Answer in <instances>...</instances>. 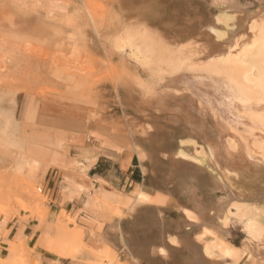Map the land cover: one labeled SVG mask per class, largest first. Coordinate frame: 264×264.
Listing matches in <instances>:
<instances>
[{
	"label": "rangeland",
	"instance_id": "374dc122",
	"mask_svg": "<svg viewBox=\"0 0 264 264\" xmlns=\"http://www.w3.org/2000/svg\"><path fill=\"white\" fill-rule=\"evenodd\" d=\"M223 1L238 6L241 15L260 11L257 0ZM218 2L0 0V183H8L11 188L1 193L0 233L13 218L45 214L46 203L39 187L28 183L23 175L25 161L12 118L18 93L40 97L58 94L90 101L94 119L110 120L116 130L125 122L129 130L140 132L136 143L143 151L141 159L147 158V153L170 158L178 142L189 139L194 143L186 146L188 152L203 154L208 144L216 142L220 131L227 129L236 131L239 139L249 145L247 133L257 127L231 103L218 78L199 70L207 63V40L213 41L206 35L207 27L213 25L217 14L214 4ZM231 23L236 26L235 19L228 25ZM125 41L138 47L141 54L132 52ZM118 44L124 50L116 49ZM184 48L195 51L191 56L193 68L168 70L170 60ZM144 87L151 88V96L162 103L158 110L149 108L142 92ZM186 122L201 130L191 136ZM257 130V137L263 135ZM154 165L171 164L156 160ZM239 185L231 186L232 192L241 199L250 198L251 206L245 214L230 207L228 231L222 237L227 245L238 249L237 260L242 264H255L257 253L261 254L258 264H264V200L254 201L257 188ZM249 212L251 216L257 213L250 231L245 228ZM60 222L54 225L48 240L47 248L54 254L51 264H120L106 248L97 246L95 250L84 244L78 247V242L69 238L63 241L64 251L68 252L58 255L70 257L71 261L60 263L49 249L63 247L62 239L57 241ZM247 241L253 243V251L245 248ZM21 246L19 255L12 256L15 259L10 263L35 264L28 261ZM81 248L89 249L90 255L82 258ZM185 259L186 256L176 255L173 264H184Z\"/></svg>",
	"mask_w": 264,
	"mask_h": 264
},
{
	"label": "crops",
	"instance_id": "0c3cea01",
	"mask_svg": "<svg viewBox=\"0 0 264 264\" xmlns=\"http://www.w3.org/2000/svg\"><path fill=\"white\" fill-rule=\"evenodd\" d=\"M94 114L91 102L79 97L16 95L12 118L23 175L41 189L46 204L44 216L8 221L0 233V264L14 259V244L25 247L29 262L51 264L54 254L47 245L58 221L57 241L69 238L78 247L106 248L120 264H173L176 255L186 256L184 264H242L204 259L207 243L219 236L210 216L223 194L211 176L174 159L183 164L178 166L172 156L147 153L141 159L140 132L125 122L113 129L110 120H96ZM156 160L171 165L158 167ZM139 192L149 200L138 202ZM62 245L56 247L57 260L69 262L70 257L58 255L68 252ZM81 251L82 258L90 255L89 249Z\"/></svg>",
	"mask_w": 264,
	"mask_h": 264
},
{
	"label": "bare ground",
	"instance_id": "6f19581e",
	"mask_svg": "<svg viewBox=\"0 0 264 264\" xmlns=\"http://www.w3.org/2000/svg\"><path fill=\"white\" fill-rule=\"evenodd\" d=\"M257 5L260 11L241 15L242 12L237 11L238 6L234 4L229 5L223 0H219L218 3L214 4L217 14L213 18V25L207 27L206 34L211 39L213 38V41L207 40L205 52L207 63L199 70L206 72L210 77L218 78L222 82L223 87L230 96L231 103L236 105L237 109L241 111V115H246L249 122L260 129V133H263V135L257 137L254 133L258 131L256 128L253 133L249 131L250 133H247L249 135L246 138L250 140V143L247 146L248 143L243 142L241 137L239 139L236 131L227 129L223 132L220 131L216 142L212 146L208 144L203 154L195 155L188 152L186 146L194 143L192 139L180 140L178 148L172 154V159L179 162H188L200 171L208 173L216 186L215 188L224 192V196L218 197L214 202L216 207L211 213L212 216H210L211 219L214 217L213 219L216 221L214 228L219 236L209 241L204 249V259L208 262L215 257L237 261L238 249L221 242L220 237L228 231L230 207L233 206L245 214L251 206L250 202L252 200L250 201V198H239L235 192H232L231 186L240 184L247 188H257L259 191L254 196L255 200L252 199L254 201L264 200V0H257ZM233 19H235L236 26L235 23H231V26H229V21ZM219 24H222V27H219ZM125 46L133 48L132 52L137 55L141 54L139 48L135 47L130 41H125ZM123 47L119 44L115 46L116 49L121 50H124ZM194 53L195 51L190 48L179 51L170 60L168 70L176 71L181 67L193 68L191 56ZM150 90L151 88L144 87L142 90L143 95L148 101L149 108L158 110L159 107H162V103L159 99L151 96ZM169 112L171 111L169 110ZM186 124L189 126L188 132L191 136L201 130L198 125H192L193 123L190 122H186ZM6 189H11L9 184L0 183V198L1 193ZM148 200L147 194L138 193V202ZM98 208L104 210L102 206ZM252 215L254 216H251L250 212L247 215L245 228L248 231L252 229L257 213L254 212ZM244 246L253 251V243L247 241ZM53 248L49 247L52 252L56 253ZM215 249L218 250V255L214 253ZM10 255L15 258L19 255L16 244L11 246ZM255 256V264H258L261 254L257 253ZM0 262L4 263L1 260Z\"/></svg>",
	"mask_w": 264,
	"mask_h": 264
},
{
	"label": "built area",
	"instance_id": "2783aa9c",
	"mask_svg": "<svg viewBox=\"0 0 264 264\" xmlns=\"http://www.w3.org/2000/svg\"><path fill=\"white\" fill-rule=\"evenodd\" d=\"M38 192H39V193L41 192V189H40V188H38Z\"/></svg>",
	"mask_w": 264,
	"mask_h": 264
}]
</instances>
